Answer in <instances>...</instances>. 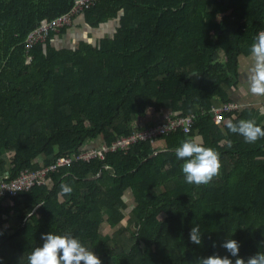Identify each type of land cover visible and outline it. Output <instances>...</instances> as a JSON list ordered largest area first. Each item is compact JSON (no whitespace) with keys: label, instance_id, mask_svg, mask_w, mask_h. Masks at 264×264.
I'll use <instances>...</instances> for the list:
<instances>
[{"label":"trees","instance_id":"16d2710c","mask_svg":"<svg viewBox=\"0 0 264 264\" xmlns=\"http://www.w3.org/2000/svg\"><path fill=\"white\" fill-rule=\"evenodd\" d=\"M73 1L0 0V179L152 124L136 116L196 120L156 138L163 149L138 141L0 196V264H27L48 231L71 233L104 264H197L226 254L230 238L244 259L264 250V137L247 143L226 127L254 110L238 104L220 124L208 113L213 98L234 102L227 91L264 30V0H95L26 49L27 34ZM186 139L219 154L207 185L184 181L175 148ZM194 223L201 245L188 239Z\"/></svg>","mask_w":264,"mask_h":264},{"label":"clouds","instance_id":"9594fccd","mask_svg":"<svg viewBox=\"0 0 264 264\" xmlns=\"http://www.w3.org/2000/svg\"><path fill=\"white\" fill-rule=\"evenodd\" d=\"M250 53L253 58L248 76L250 91L264 95V32L254 38ZM226 127L230 132L242 136L247 143L264 137V127L251 119H241L235 123L229 120ZM175 156L182 161L181 172L188 184L207 185L219 174L221 163L218 152L194 139L182 141L175 148ZM64 190L69 191L68 188ZM202 237L200 225L194 223L189 229L188 239L194 245H201ZM40 240L41 243L29 253L27 264H102L100 256L71 233L43 232ZM258 245L264 247V239L258 241ZM220 247L225 249L226 254L201 256L197 264H264V250L257 251L247 259L240 257V242L235 238L224 239Z\"/></svg>","mask_w":264,"mask_h":264},{"label":"built area","instance_id":"2783aa9c","mask_svg":"<svg viewBox=\"0 0 264 264\" xmlns=\"http://www.w3.org/2000/svg\"><path fill=\"white\" fill-rule=\"evenodd\" d=\"M95 0H74L71 10L50 22L43 20L37 28L29 32L25 38V48L28 49L39 40H43L49 33L57 32L65 24H69L72 17L80 10L88 7ZM264 32L260 31L259 33ZM239 105L235 102H219L218 105H211L208 113L216 124L223 121L226 112L235 110ZM196 114L189 113L178 115L176 112L168 110L164 118L154 122L144 128L133 127L128 135H121L112 140L109 144L100 142L96 145L81 148L77 152L56 157L53 162L41 165L39 168L22 169L17 176L10 180L0 179V196L15 195L20 191L30 189L34 185H43L49 181V173L59 166L69 165L74 161H89L91 159H103L106 153L121 151L126 153L127 149L134 143L149 140L151 144L156 138L174 130H181L188 133L196 120Z\"/></svg>","mask_w":264,"mask_h":264},{"label":"crops","instance_id":"0c3cea01","mask_svg":"<svg viewBox=\"0 0 264 264\" xmlns=\"http://www.w3.org/2000/svg\"><path fill=\"white\" fill-rule=\"evenodd\" d=\"M248 25V20H246ZM73 27L74 23L72 24ZM253 63V58L251 53L248 55L240 54L238 56V66L237 74L234 80V84L228 89V97L233 100L235 103L240 105V108H251L254 110V120L259 117L264 121V95H256L250 91V83L248 80L249 69ZM221 100L213 98L211 100V105H218ZM166 111L158 115H147L145 117L136 116L134 122L136 125H146L147 123H154L160 121L166 115ZM153 147L158 149H163L164 141L162 139H157L153 142ZM42 157H39V163H42ZM131 194H128V201L131 202Z\"/></svg>","mask_w":264,"mask_h":264},{"label":"rangeland","instance_id":"374dc122","mask_svg":"<svg viewBox=\"0 0 264 264\" xmlns=\"http://www.w3.org/2000/svg\"><path fill=\"white\" fill-rule=\"evenodd\" d=\"M244 23L246 24L247 21H245ZM75 29H76V31H78V32L83 31V28H81V27H78V28L75 27ZM102 264H104V261H103V260H102Z\"/></svg>","mask_w":264,"mask_h":264},{"label":"water","instance_id":"95a60500","mask_svg":"<svg viewBox=\"0 0 264 264\" xmlns=\"http://www.w3.org/2000/svg\"><path fill=\"white\" fill-rule=\"evenodd\" d=\"M156 152H154L153 154H155ZM90 178H94V177H90Z\"/></svg>","mask_w":264,"mask_h":264}]
</instances>
